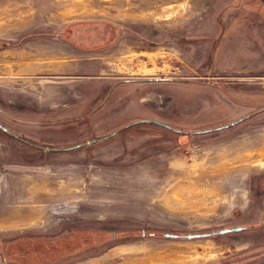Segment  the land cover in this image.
<instances>
[{"label":"rangeland","instance_id":"374dc122","mask_svg":"<svg viewBox=\"0 0 264 264\" xmlns=\"http://www.w3.org/2000/svg\"><path fill=\"white\" fill-rule=\"evenodd\" d=\"M138 261L264 264V0H0V264Z\"/></svg>","mask_w":264,"mask_h":264},{"label":"flooded vegetation","instance_id":"af4514ba","mask_svg":"<svg viewBox=\"0 0 264 264\" xmlns=\"http://www.w3.org/2000/svg\"><path fill=\"white\" fill-rule=\"evenodd\" d=\"M81 27H73L72 29H71V31L69 32L68 31V33H67V36L70 34V36H71V41H72V43L74 44V45H76L77 47H85V46H88L90 43L87 41V40H85V38H82L81 36H80V33H81ZM102 36H105L106 34L105 33H100ZM99 33L98 34H94V39H95V42H94V44H99V43H101L102 41H104V39H106V37H103V38H99L98 36L100 35ZM60 35H65L64 34V32H61V34ZM69 38L68 37H66V40H68Z\"/></svg>","mask_w":264,"mask_h":264},{"label":"crops","instance_id":"0c3cea01","mask_svg":"<svg viewBox=\"0 0 264 264\" xmlns=\"http://www.w3.org/2000/svg\"><path fill=\"white\" fill-rule=\"evenodd\" d=\"M28 63V62H27ZM41 62L40 61H36L35 63H33V61L31 62H29L26 66H24L25 68H27V69H29V70H36L35 68H36V65H38V64H40ZM58 66L59 67H57L58 68V70H62L63 69V67H62V64H58ZM21 74H19V76H20ZM27 75V74H26Z\"/></svg>","mask_w":264,"mask_h":264},{"label":"bare ground","instance_id":"6f19581e","mask_svg":"<svg viewBox=\"0 0 264 264\" xmlns=\"http://www.w3.org/2000/svg\"><path fill=\"white\" fill-rule=\"evenodd\" d=\"M3 17V16H2ZM4 20H6V19H4ZM10 21V20H9ZM14 218H17L16 216H14V217H12L11 218V220L12 219H14ZM10 219V218H9ZM20 219V218H19ZM133 264H144V262H141V261H138V262H134Z\"/></svg>","mask_w":264,"mask_h":264},{"label":"water","instance_id":"95a60500","mask_svg":"<svg viewBox=\"0 0 264 264\" xmlns=\"http://www.w3.org/2000/svg\"><path fill=\"white\" fill-rule=\"evenodd\" d=\"M151 122H154V121H151ZM154 123H156V122H154Z\"/></svg>","mask_w":264,"mask_h":264}]
</instances>
